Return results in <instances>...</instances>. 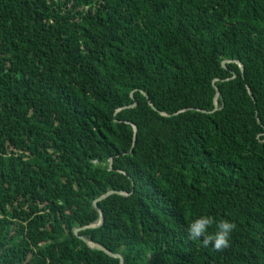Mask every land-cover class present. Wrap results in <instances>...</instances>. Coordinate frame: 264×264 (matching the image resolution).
I'll list each match as a JSON object with an SVG mask.
<instances>
[{
    "label": "trees",
    "instance_id": "16d2710c",
    "mask_svg": "<svg viewBox=\"0 0 264 264\" xmlns=\"http://www.w3.org/2000/svg\"><path fill=\"white\" fill-rule=\"evenodd\" d=\"M82 238L264 264V0H0V264H119Z\"/></svg>",
    "mask_w": 264,
    "mask_h": 264
},
{
    "label": "clouds",
    "instance_id": "9594fccd",
    "mask_svg": "<svg viewBox=\"0 0 264 264\" xmlns=\"http://www.w3.org/2000/svg\"><path fill=\"white\" fill-rule=\"evenodd\" d=\"M235 228L236 224L229 219L221 218L217 221L210 215L201 214L189 218L186 231L191 240L202 242L204 246L210 245L219 251L229 246Z\"/></svg>",
    "mask_w": 264,
    "mask_h": 264
},
{
    "label": "water",
    "instance_id": "95a60500",
    "mask_svg": "<svg viewBox=\"0 0 264 264\" xmlns=\"http://www.w3.org/2000/svg\"><path fill=\"white\" fill-rule=\"evenodd\" d=\"M231 62H233V61H229V60H227V61H222V62H221V65H224V64H226V63H231ZM236 63L238 64V66H239V68H240L241 75H242V74H243V67H242V65H241L239 62H236ZM232 77L234 78V77H235V74H233ZM214 89H215V91H216V92H215V97H214V100H215L216 97H217V95H218V91H217L216 87H214ZM248 93L250 94L249 89H248ZM143 95L146 97L145 94H143ZM131 98H132V95H131ZM134 106H135V103H134L133 105H131L130 107H134ZM150 107H151L152 109H154V107H153L151 104H150ZM154 110H155V109H154ZM214 110H216V101H214ZM214 110H213V111H214ZM160 114L163 115V116H168V115L165 114V113H160ZM133 130H134V132L136 131V127H135V126H133ZM110 165H111V163H110ZM112 194H119V195H122V196H126V195H127L126 192H117V191L110 190V191L106 192L105 194L101 195L99 198H97V199L93 202V206H94L95 208H97L96 203H97L98 201H101V200L107 198L108 196H110V195H112ZM99 213H100V211H99ZM101 223H102V216H101V213H100V216H99V220H98V222L95 223V224H93V225H91V226H89V228L97 227V226H99ZM77 231H78V230H75V233H76ZM82 240H83V242H84L89 248L94 249V250H98V251H102V252H104L106 255H108V256H110V257L117 258V259L119 260V264H123V260H122V258H121L120 255L110 253L109 251L105 250V249L102 248L101 246H99V245H97V244H95V243H93V242H91V241H88V240H86V239H83V238H82Z\"/></svg>",
    "mask_w": 264,
    "mask_h": 264
}]
</instances>
